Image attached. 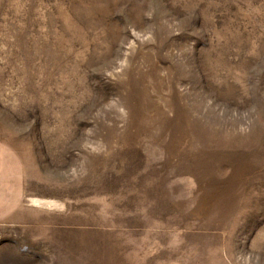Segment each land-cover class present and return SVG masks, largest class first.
Wrapping results in <instances>:
<instances>
[{
  "label": "rangeland",
  "instance_id": "rangeland-1",
  "mask_svg": "<svg viewBox=\"0 0 264 264\" xmlns=\"http://www.w3.org/2000/svg\"><path fill=\"white\" fill-rule=\"evenodd\" d=\"M0 142V264H264V0H0Z\"/></svg>",
  "mask_w": 264,
  "mask_h": 264
},
{
  "label": "crops",
  "instance_id": "crops-1",
  "mask_svg": "<svg viewBox=\"0 0 264 264\" xmlns=\"http://www.w3.org/2000/svg\"><path fill=\"white\" fill-rule=\"evenodd\" d=\"M22 193L21 162L10 146L0 142V220L15 210Z\"/></svg>",
  "mask_w": 264,
  "mask_h": 264
},
{
  "label": "bare ground",
  "instance_id": "bare-ground-1",
  "mask_svg": "<svg viewBox=\"0 0 264 264\" xmlns=\"http://www.w3.org/2000/svg\"><path fill=\"white\" fill-rule=\"evenodd\" d=\"M36 203L39 204V202H36ZM43 205H45V206H51V205H53V203L52 202H45V203H43Z\"/></svg>",
  "mask_w": 264,
  "mask_h": 264
}]
</instances>
